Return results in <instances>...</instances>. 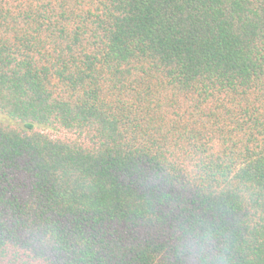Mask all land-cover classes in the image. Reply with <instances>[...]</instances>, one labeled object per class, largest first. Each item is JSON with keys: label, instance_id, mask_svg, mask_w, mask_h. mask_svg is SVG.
Segmentation results:
<instances>
[{"label": "trees", "instance_id": "1", "mask_svg": "<svg viewBox=\"0 0 264 264\" xmlns=\"http://www.w3.org/2000/svg\"><path fill=\"white\" fill-rule=\"evenodd\" d=\"M0 264H264V0H0Z\"/></svg>", "mask_w": 264, "mask_h": 264}, {"label": "rangeland", "instance_id": "2", "mask_svg": "<svg viewBox=\"0 0 264 264\" xmlns=\"http://www.w3.org/2000/svg\"><path fill=\"white\" fill-rule=\"evenodd\" d=\"M0 122L1 123H8L9 120L5 116H3V115L0 114Z\"/></svg>", "mask_w": 264, "mask_h": 264}]
</instances>
